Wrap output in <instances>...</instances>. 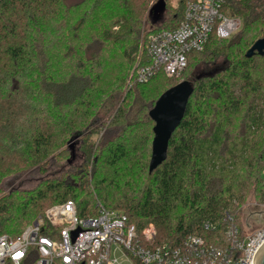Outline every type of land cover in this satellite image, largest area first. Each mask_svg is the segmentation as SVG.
I'll return each mask as SVG.
<instances>
[{"label":"trees","instance_id":"16d2710c","mask_svg":"<svg viewBox=\"0 0 264 264\" xmlns=\"http://www.w3.org/2000/svg\"><path fill=\"white\" fill-rule=\"evenodd\" d=\"M150 1L0 0V183L24 168L45 165L75 133L90 128L81 138L80 173L0 198V236L17 237L50 207L72 200L81 217L96 216L103 206L123 209L139 233L154 224L156 244L178 247L196 235L225 247L230 222L246 232L243 208L250 196L264 204V56H246L264 38V0H228L222 11L239 17L241 29L229 38L214 31L202 51L188 54L185 80L194 92L167 159L153 172L156 123L150 111L182 81L163 69L148 82L135 77L152 62L151 35L177 27L186 0L175 10L166 0L155 21L151 10L158 0L149 11L150 27L142 29L136 9ZM112 4L123 14L102 24L96 14ZM114 25L122 30L114 32ZM219 58L224 67L196 76L199 65ZM109 117L100 142L91 141L95 119L106 124ZM132 146L136 155L144 152L142 166H133L147 178L135 197L115 194L108 184L109 168L129 158ZM93 160L99 200L89 189L87 164ZM208 221L218 228L206 229Z\"/></svg>","mask_w":264,"mask_h":264},{"label":"built area","instance_id":"2783aa9c","mask_svg":"<svg viewBox=\"0 0 264 264\" xmlns=\"http://www.w3.org/2000/svg\"><path fill=\"white\" fill-rule=\"evenodd\" d=\"M227 2L186 0L180 24L151 35L152 62L137 70L135 82H148L161 69L168 77H178L188 66V54L202 51L214 31L221 38L237 33L242 20L222 11ZM205 228L218 227L208 221ZM156 234L152 224L139 233L123 211L103 206L98 215L81 217L69 200L50 207L17 237L1 235L0 264H256L264 244V227L242 233L231 222L225 247L196 235L178 247L156 244Z\"/></svg>","mask_w":264,"mask_h":264},{"label":"rangeland","instance_id":"374dc122","mask_svg":"<svg viewBox=\"0 0 264 264\" xmlns=\"http://www.w3.org/2000/svg\"><path fill=\"white\" fill-rule=\"evenodd\" d=\"M157 1L158 0H151L145 8H143V5L140 6L141 3H138L136 12L138 15L141 14L140 18H141L142 29H148L150 27L149 11L150 8ZM167 2H168V6H170L174 10L177 9L178 6L180 5V0H167ZM116 8L117 6H114V4H112V6L102 8V10L99 11L98 14H96L99 17V20H101L100 22L102 24L105 23L107 20L109 22L111 20L110 18H116L121 14H123L120 9L117 11ZM130 26L128 27V29L125 28L126 31L129 30ZM111 29L114 32H118L119 30H122V27L119 25H114L113 27H111ZM224 65H225L224 59L219 58L217 62L203 63L199 65L196 68L195 73L196 76L211 74L213 72L220 70L222 67H224ZM186 77L187 76L185 75L184 72L178 77H168V78L180 82L185 80ZM132 85L133 84L130 80L129 83L126 84V87H124L125 92H127ZM109 118H106L104 120L106 121V124H103L101 122L97 123L95 119L94 124L92 126L93 128H96L97 131L95 134L92 135L91 141L97 142V144L100 142L102 136L107 131L108 124L112 120L111 119L112 117L110 119ZM239 121L240 119L236 120L235 126H238L240 128ZM89 129L90 128L75 133V137L71 138L67 144H65L54 155H52L49 158L48 163H46L45 165L43 166L35 165L29 168H24L17 173L4 177L0 183V188L2 191L0 193V198L3 196L8 197L17 192L33 191L45 180L58 179L61 178L63 174L66 173H80L83 170V164H84L83 151L80 148L83 140L81 138L89 133L90 131ZM126 136H129V134L126 133ZM131 149L134 150L131 151L129 158L124 159L116 166L109 168L108 184L112 186L115 194L121 192V194L125 193L130 197H133L134 194L136 195L138 190L141 187H143V185L147 182V178L143 173V170H141L140 172L138 170V167L135 168V166H133L136 163L141 165V158L144 156V152L143 151L138 152V154L136 155L134 146H132ZM142 152L143 154H141ZM94 160L91 161L89 164H87L88 179L90 180L89 189L90 191H92L93 195L95 196V199L99 200V198H97L98 196L97 186L93 179L94 163H95ZM118 210L124 211L123 209H118ZM243 221L246 222L247 224V226L245 227L247 233H253L256 230L264 227V204L257 203L254 195L250 196L248 203L243 208ZM152 225L155 227L154 224Z\"/></svg>","mask_w":264,"mask_h":264},{"label":"water","instance_id":"95a60500","mask_svg":"<svg viewBox=\"0 0 264 264\" xmlns=\"http://www.w3.org/2000/svg\"><path fill=\"white\" fill-rule=\"evenodd\" d=\"M165 9L166 0H159L151 10L153 19L159 21ZM255 54L264 56V38L257 40L246 56L251 58ZM193 92L192 82L184 80L165 91L151 109L150 116L156 124L150 172H153L167 159L170 140L186 114ZM256 264H264V244L257 253Z\"/></svg>","mask_w":264,"mask_h":264}]
</instances>
